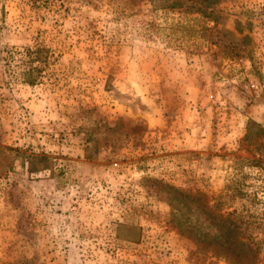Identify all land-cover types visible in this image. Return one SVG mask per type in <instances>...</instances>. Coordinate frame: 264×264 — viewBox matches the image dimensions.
<instances>
[{
    "label": "rangeland",
    "instance_id": "obj_1",
    "mask_svg": "<svg viewBox=\"0 0 264 264\" xmlns=\"http://www.w3.org/2000/svg\"><path fill=\"white\" fill-rule=\"evenodd\" d=\"M172 1L0 0V264H264V0Z\"/></svg>",
    "mask_w": 264,
    "mask_h": 264
},
{
    "label": "trees",
    "instance_id": "obj_2",
    "mask_svg": "<svg viewBox=\"0 0 264 264\" xmlns=\"http://www.w3.org/2000/svg\"><path fill=\"white\" fill-rule=\"evenodd\" d=\"M179 3V0L172 1L170 7H174ZM183 4V0H180V4ZM196 3V2H195ZM207 3H211L208 1ZM181 4V5H182ZM25 51V50H24ZM27 52L20 53V59L25 58V69L22 72L23 80L28 85L35 84L38 76L41 74V68L39 63H42V49L37 47L34 50L26 49ZM249 144L257 145L258 140L261 144L256 146L259 149L261 145H264V125L256 123L253 120H248L246 123V134L244 138ZM239 160L238 158H236ZM248 166L261 167L260 160H246ZM48 169L41 167L40 169L28 168L29 173L39 172L41 170ZM232 190V196L236 197L239 195V191L235 188ZM211 213H208L210 216ZM230 214L227 215H211L212 221H209L212 226L218 229L221 233L216 239H205L198 238L196 242L200 244L203 251H208L215 257H221L228 264H253L258 257L259 247L245 239L243 240L244 229H250L249 224L242 227L240 221L230 218Z\"/></svg>",
    "mask_w": 264,
    "mask_h": 264
}]
</instances>
